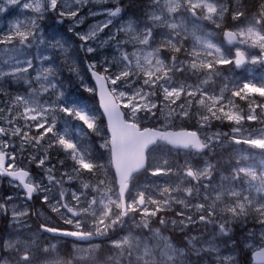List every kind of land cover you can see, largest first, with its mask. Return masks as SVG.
Masks as SVG:
<instances>
[{"label": "snow or ice", "instance_id": "1", "mask_svg": "<svg viewBox=\"0 0 264 264\" xmlns=\"http://www.w3.org/2000/svg\"><path fill=\"white\" fill-rule=\"evenodd\" d=\"M17 5L31 15L0 31V177L71 227L25 236L31 212L5 192L0 264H264V75H232L264 67V0H0V13ZM45 20L71 23L48 34Z\"/></svg>", "mask_w": 264, "mask_h": 264}, {"label": "rangeland", "instance_id": "2", "mask_svg": "<svg viewBox=\"0 0 264 264\" xmlns=\"http://www.w3.org/2000/svg\"><path fill=\"white\" fill-rule=\"evenodd\" d=\"M116 0H112V3H115ZM99 7H101L100 5L97 4H90L88 6V8L85 9V11H88L90 9H98ZM10 12L11 15H9V13L5 12V13H0V31L5 30V28L7 27V24L10 20H15L17 18H26L27 16L31 15V13L25 12L24 10H22L20 8L19 5L17 6H12L10 8ZM102 17L97 16L95 18L89 17L88 20H86V24L88 22H90L92 19H101ZM71 22L69 21H65V25H56L53 21L50 23V26L48 28L47 32L48 34H51L52 30L56 27H64L66 28L68 24H70ZM231 67V66H229ZM248 71H245L244 69L239 70L238 72H236L235 70L233 71L232 75L234 76L235 79H239L242 80L245 77H249L252 75H255L256 77H260L262 75H264V68L259 66V65H248L247 66ZM236 73V74H235ZM241 106H244V102H241ZM178 130V129H176ZM215 130V129H213ZM222 131H229V128L227 126H224L222 129ZM232 147H236L234 145H229L227 142L224 145V150L220 153L221 155H223L224 160L227 161L228 157L230 155H234L233 153H231L230 149ZM56 162V158L55 156L53 157V163ZM16 163L19 164H23L25 167H29L32 168L33 165L29 164L26 158V154L25 157L21 158L18 157ZM38 171V170H37ZM59 175V171L57 172ZM2 182L1 178H0V183ZM9 183V182H8ZM5 192H11L13 195V199L16 201V204L20 207V208H24L27 207L26 201L23 199L22 195H18L21 192L17 191V187H15L13 190H11L10 188H4L1 184H0V197H2L4 195ZM29 208V207H28ZM30 212H31V216L30 218H26L27 222H28V227L24 228L22 230L23 234L25 236L31 235L34 231H31L30 229V225L32 224L31 221H35V222H39V223H43V222H49L50 224H54L58 227H63V228H70L71 226L69 225H65L63 223V220L60 219L59 217L55 218V219H51L49 218V214L46 211V209L41 208V206L38 203H35L34 206L32 208H29ZM40 212L42 213L40 216H37V213ZM169 219L172 218H176L179 219V217H174L172 213L168 214ZM8 225L6 223V221L4 220L3 217H0V231H2L4 228H6ZM209 232H210V227H209ZM179 234V229H177L174 233H172V226L169 225L168 229L164 230V235L169 236V237H175L176 235ZM192 234L195 235H199L200 234V230H195ZM205 235H208V232L205 233ZM70 238H61L60 243H62L64 240H67ZM72 252L73 249L71 248V246H69L68 248H64L62 249L60 256L63 259H71L72 258ZM250 255L251 253H249V255L247 257H245V261L246 262H250ZM105 258V252L101 251L100 253V259L103 260Z\"/></svg>", "mask_w": 264, "mask_h": 264}, {"label": "trees", "instance_id": "3", "mask_svg": "<svg viewBox=\"0 0 264 264\" xmlns=\"http://www.w3.org/2000/svg\"><path fill=\"white\" fill-rule=\"evenodd\" d=\"M129 2H130V0H129ZM129 11L130 12H135L136 11V8H129ZM52 21L51 20H45L44 22H43V25L45 26V28H46V32H49L48 31V28H49V26H50V23H51ZM69 35H71V33H69ZM236 74V73H235ZM244 78H245V76H244ZM18 87H20V86H18V85H13L11 88H9V92H11L12 94H15V92H16V90H17V88ZM82 91V90H81ZM85 95L86 96H89V100H88V103L90 104V106H94V107H96L97 108V103H96V101H95V98H93V97H91L89 94H87V93H85ZM7 101V93H5L3 96H0V104H3V103H5ZM177 129H179V127H177ZM172 233H174L173 231H172ZM247 264H251V258H250V262H247Z\"/></svg>", "mask_w": 264, "mask_h": 264}, {"label": "flooded vegetation", "instance_id": "4", "mask_svg": "<svg viewBox=\"0 0 264 264\" xmlns=\"http://www.w3.org/2000/svg\"><path fill=\"white\" fill-rule=\"evenodd\" d=\"M57 175H58V173H57ZM1 178V177H0ZM1 180H2V182L0 183L4 188L6 187V188H10L11 190H13L15 187H13V186H11L8 182V180L7 179H3V178H1ZM17 191L18 192H21V189L20 188H17ZM8 193H10V194H12L11 192H8ZM27 207H29V208H32L33 206H34V203H32V202H26V204H25ZM48 222V221H47ZM31 225H30V229H31V231H35L36 229H37V227H38V225L40 224L39 222H35V221H31ZM49 223V222H48ZM53 226H56V225H54V224H52ZM58 227V226H57ZM45 236H50V234H44ZM42 243H46V241H42ZM62 244V243H61ZM62 249H63V247L61 246L60 247V249H59V253H61V251H62Z\"/></svg>", "mask_w": 264, "mask_h": 264}, {"label": "water", "instance_id": "5", "mask_svg": "<svg viewBox=\"0 0 264 264\" xmlns=\"http://www.w3.org/2000/svg\"><path fill=\"white\" fill-rule=\"evenodd\" d=\"M264 68V67H263ZM240 69H235V71H239ZM96 100V103H97V108H99V100H98V97L95 98ZM179 130V129H178ZM1 178H6V177H1ZM9 180V178H7ZM250 258H251V255H250Z\"/></svg>", "mask_w": 264, "mask_h": 264}]
</instances>
